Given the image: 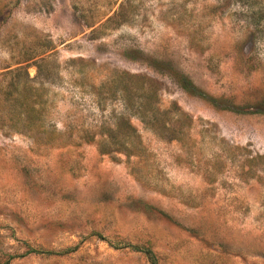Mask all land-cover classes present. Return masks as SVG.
Returning a JSON list of instances; mask_svg holds the SVG:
<instances>
[{
  "label": "rangeland",
  "instance_id": "rangeland-1",
  "mask_svg": "<svg viewBox=\"0 0 264 264\" xmlns=\"http://www.w3.org/2000/svg\"><path fill=\"white\" fill-rule=\"evenodd\" d=\"M27 80L44 121L0 122V264H264V0H0V103ZM121 115L142 143L111 146Z\"/></svg>",
  "mask_w": 264,
  "mask_h": 264
},
{
  "label": "trees",
  "instance_id": "trees-1",
  "mask_svg": "<svg viewBox=\"0 0 264 264\" xmlns=\"http://www.w3.org/2000/svg\"><path fill=\"white\" fill-rule=\"evenodd\" d=\"M135 77L144 80V78L142 77ZM28 81L29 80H27V83L24 82L23 86L20 89H16L17 93H14V91H10L3 97V100H1L0 103V122H2L1 120H5L6 117H8L7 120L15 121V124L11 125L9 128L11 131L14 130L19 134L31 135L30 133L34 127L38 128L39 126L43 125L44 100L40 98L42 96L40 93L42 88H34L35 92H33L32 94L33 88L28 85ZM182 81V88L185 91L190 92L192 89L191 84L186 79ZM131 82L136 81L131 80ZM147 89L148 88H146V90ZM138 91H140V88H138L137 82L135 88L131 89V92L128 93L127 90H123V92L128 94L126 96H123L125 109L128 111L133 110V114L137 117H144L147 121L145 124L146 129L150 130L154 134L159 135L161 138L164 137L167 141L175 140L173 136H171L170 138L165 136L164 132L169 130L171 131L172 135H175L174 133H180L182 129V127L180 126L181 118L172 120V118L169 116V114L171 113V109L159 112L157 108H150L151 103L149 97H146L145 100L136 97L135 94ZM27 92L30 96L27 95ZM33 96L39 97V99L35 100L36 102L29 100L30 103L27 102L25 106H22L18 109H15V106L13 107L14 104L18 105L19 102L26 101V98ZM148 115H150L151 117H149ZM174 115H178V117H186L185 114L180 111H175ZM172 121H175L176 123L173 122L175 124L171 125V127L170 124H173ZM106 135H108L111 140V146H116L118 141L130 140L134 137L137 143H142L141 140H139L140 136L138 135L137 131L133 128V126L130 125L125 115H121L117 118V121L112 127H110V130ZM136 146L137 144L135 143L132 147ZM125 153L127 154L128 152L125 151Z\"/></svg>",
  "mask_w": 264,
  "mask_h": 264
}]
</instances>
